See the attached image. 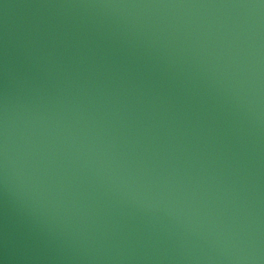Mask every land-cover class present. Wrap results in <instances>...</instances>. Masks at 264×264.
Returning <instances> with one entry per match:
<instances>
[{
  "label": "water",
  "instance_id": "1",
  "mask_svg": "<svg viewBox=\"0 0 264 264\" xmlns=\"http://www.w3.org/2000/svg\"><path fill=\"white\" fill-rule=\"evenodd\" d=\"M0 264H264V0H0Z\"/></svg>",
  "mask_w": 264,
  "mask_h": 264
}]
</instances>
